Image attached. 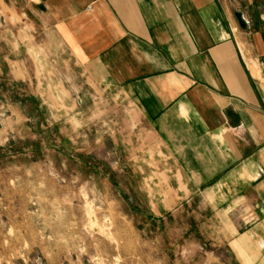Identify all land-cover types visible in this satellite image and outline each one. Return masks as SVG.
<instances>
[{
  "label": "crops",
  "instance_id": "0c3cea01",
  "mask_svg": "<svg viewBox=\"0 0 264 264\" xmlns=\"http://www.w3.org/2000/svg\"><path fill=\"white\" fill-rule=\"evenodd\" d=\"M2 2L0 77L60 66L119 93L154 214L215 234L218 264H264V0Z\"/></svg>",
  "mask_w": 264,
  "mask_h": 264
},
{
  "label": "rangeland",
  "instance_id": "374dc122",
  "mask_svg": "<svg viewBox=\"0 0 264 264\" xmlns=\"http://www.w3.org/2000/svg\"><path fill=\"white\" fill-rule=\"evenodd\" d=\"M12 19L0 0V24ZM32 66L24 80L0 77V264L226 262L208 229L154 214L152 140L123 125L136 112L120 94Z\"/></svg>",
  "mask_w": 264,
  "mask_h": 264
},
{
  "label": "water",
  "instance_id": "95a60500",
  "mask_svg": "<svg viewBox=\"0 0 264 264\" xmlns=\"http://www.w3.org/2000/svg\"><path fill=\"white\" fill-rule=\"evenodd\" d=\"M237 18H238V20L240 21V23L242 24V25H244V21H243V19L241 18V15L238 13L237 14Z\"/></svg>",
  "mask_w": 264,
  "mask_h": 264
},
{
  "label": "built area",
  "instance_id": "2783aa9c",
  "mask_svg": "<svg viewBox=\"0 0 264 264\" xmlns=\"http://www.w3.org/2000/svg\"><path fill=\"white\" fill-rule=\"evenodd\" d=\"M88 8H90V7H88Z\"/></svg>",
  "mask_w": 264,
  "mask_h": 264
}]
</instances>
